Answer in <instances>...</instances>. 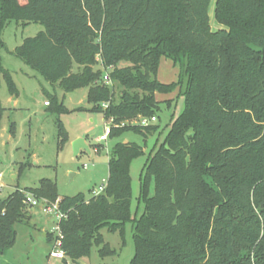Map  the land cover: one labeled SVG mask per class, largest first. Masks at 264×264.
Segmentation results:
<instances>
[{"label":"trees","instance_id":"1","mask_svg":"<svg viewBox=\"0 0 264 264\" xmlns=\"http://www.w3.org/2000/svg\"><path fill=\"white\" fill-rule=\"evenodd\" d=\"M211 2L0 0V49L8 21L41 23L44 29L15 54L66 92L88 87L91 107L80 109L102 112L112 123L109 136L159 132L158 124L129 122L156 116L157 93L179 89L185 96L184 110L142 169L140 214L139 206L132 214L130 169L145 150L134 142L113 147L98 195L60 197L49 179L29 189L61 199L63 249L71 260L89 256L94 245H103L102 256L113 254L102 230L123 233L132 222L131 264H264V0H215L216 28ZM163 57L178 66L177 80L159 79ZM2 77L16 92L0 54V87ZM3 112L0 99V124ZM59 138H68L63 124ZM25 191L0 197V253L15 244L14 225L30 218Z\"/></svg>","mask_w":264,"mask_h":264},{"label":"rangeland","instance_id":"2","mask_svg":"<svg viewBox=\"0 0 264 264\" xmlns=\"http://www.w3.org/2000/svg\"><path fill=\"white\" fill-rule=\"evenodd\" d=\"M214 11L215 0H212L209 14L212 27L216 28L219 24ZM43 29L44 26L38 22L26 24L11 20L2 32L6 44L0 49L2 64L10 73L17 91L11 92L8 80L2 77L0 99L4 112L0 124V197L16 190L29 192V189L39 187L42 179L52 180L60 197L79 193L91 197L108 180L113 147L119 142H134L145 150L132 161L130 169L132 214L135 215L138 206L140 214L144 208L143 203H138L142 169L156 143L163 141L170 122L184 110L185 96L179 93V89L172 94L158 93L160 100L171 99L170 104L161 102L157 119L153 122L159 125V132L145 136L128 130L100 141L105 125L112 123L105 120L102 112L80 109L91 107L86 99L88 87L66 92L60 84L46 80L15 54V49L25 38L34 37ZM160 66L162 79L167 82L178 79L179 68L170 59L163 57ZM47 100L55 104L50 107L46 105ZM138 121L139 118L129 124L140 125ZM60 124L68 133L64 143L59 138ZM77 138H84L91 151L82 150L75 155L73 143ZM150 191L153 195L154 185ZM25 210L30 218L14 225L16 242L0 253V264H131L135 253L132 222L126 223L123 233L107 228L102 230L105 241L115 250L113 254L102 256L100 249L103 245H94L89 256L77 261L67 257L65 263L63 259L49 257L53 240L45 233L52 232L57 225L55 216L45 213L39 206L25 205Z\"/></svg>","mask_w":264,"mask_h":264},{"label":"built area","instance_id":"3","mask_svg":"<svg viewBox=\"0 0 264 264\" xmlns=\"http://www.w3.org/2000/svg\"><path fill=\"white\" fill-rule=\"evenodd\" d=\"M104 80L106 82H111V79H110V76L108 73L105 74ZM46 104H49V102L46 101ZM156 119H157L156 116L140 117L138 124L148 125L150 123H153ZM110 130H111V125L106 124L105 125V132L99 137V140L100 141L106 140L110 134ZM106 185H107V181L104 184H102L98 188L97 191H94L93 195H98L99 193L103 192L105 190ZM60 201H61L60 198H58L55 201H50L46 198H39L31 192H26L25 200H24L26 205L39 206L43 209V211L45 213L54 215L55 218L58 220L57 225L55 226L53 231L50 232L52 234V237H53L52 238L53 245H52V248L49 252V257H54V258H58V259H66L67 254H66L65 250L63 249L64 234H63L62 229H61V221L66 218L67 213L60 208Z\"/></svg>","mask_w":264,"mask_h":264},{"label":"water","instance_id":"4","mask_svg":"<svg viewBox=\"0 0 264 264\" xmlns=\"http://www.w3.org/2000/svg\"><path fill=\"white\" fill-rule=\"evenodd\" d=\"M74 153L75 155L80 153L82 150H86L88 152H90V146L86 143V140L84 138H77L74 143ZM2 200H6L7 196L5 197H1Z\"/></svg>","mask_w":264,"mask_h":264},{"label":"crops","instance_id":"5","mask_svg":"<svg viewBox=\"0 0 264 264\" xmlns=\"http://www.w3.org/2000/svg\"><path fill=\"white\" fill-rule=\"evenodd\" d=\"M161 62H162V60H161ZM166 64H167V63H165V65H166ZM160 65H161V64H160ZM160 68H161V66H160ZM159 75H160V70H159V73H158V77H159V79H160L161 81H163V82H167L166 79H164V78L162 79ZM173 81H175V80H173ZM171 82H172V81H171ZM174 92H175V91H174ZM171 94H172V93H171ZM156 97H157L158 100H160L159 97H158V93L156 94ZM164 100H168V99H164ZM160 101H163V100H160ZM46 105H47V104H46ZM48 233H49V232H46L45 235L48 236Z\"/></svg>","mask_w":264,"mask_h":264}]
</instances>
